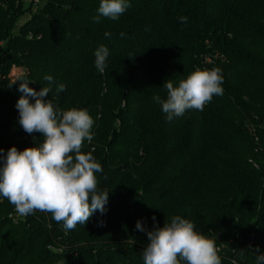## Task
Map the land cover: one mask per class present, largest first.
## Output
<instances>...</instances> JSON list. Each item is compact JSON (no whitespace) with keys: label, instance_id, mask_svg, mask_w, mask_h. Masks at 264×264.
Instances as JSON below:
<instances>
[{"label":"trees","instance_id":"16d2710c","mask_svg":"<svg viewBox=\"0 0 264 264\" xmlns=\"http://www.w3.org/2000/svg\"><path fill=\"white\" fill-rule=\"evenodd\" d=\"M127 2L117 19L97 23L100 0H46L15 30L23 2L0 0V148L43 140L18 123L20 82L9 87L17 67L29 87H51L46 99L59 109L92 116L93 139L81 151L102 165L98 189L109 192L106 212L70 231L50 213L20 216L0 197V264H144L148 237L136 222L152 230L176 215L216 240L222 264H256L254 249L264 253V0ZM101 45L109 50L103 73L94 63ZM216 67L223 94L169 121L153 99H167L164 82L175 87Z\"/></svg>","mask_w":264,"mask_h":264},{"label":"clouds","instance_id":"9594fccd","mask_svg":"<svg viewBox=\"0 0 264 264\" xmlns=\"http://www.w3.org/2000/svg\"><path fill=\"white\" fill-rule=\"evenodd\" d=\"M128 7L127 0H100L99 15L94 21L98 23L101 16L115 20ZM180 20L187 23V17ZM105 36L111 33L105 32ZM120 36L123 38L125 33ZM94 56L97 71L103 73L108 48L99 46ZM44 80L49 85L53 83L51 75H45ZM17 81L22 93L16 103L18 123L29 135L40 133L43 140L23 151L12 146L5 154L0 148V197L6 198L23 217L36 211L50 213L57 223L62 222L65 231L75 229L78 224L85 225L97 211L106 212L109 195L108 191L98 189L96 173L103 172L102 165L91 152L81 151L84 142L93 139L94 120L86 109L61 110L55 106L51 99H46L51 87L36 91L29 87L31 80L25 77L11 81L9 87ZM222 83L220 68H197L180 80L178 86L174 87L170 79L164 82L167 99L158 95L153 99L171 121L188 110L203 111L214 95L223 94ZM63 91L65 85H58L56 92ZM152 219L155 221V217ZM103 225L104 221H99V226ZM135 227L148 237L142 251L144 264H222L216 240L196 231L193 222L179 215L170 223L164 221L163 227L148 230L140 220ZM254 250L256 264H264V253L258 247ZM232 264L237 262L233 260Z\"/></svg>","mask_w":264,"mask_h":264},{"label":"rangeland","instance_id":"374dc122","mask_svg":"<svg viewBox=\"0 0 264 264\" xmlns=\"http://www.w3.org/2000/svg\"><path fill=\"white\" fill-rule=\"evenodd\" d=\"M44 5V3H42L40 5V7L42 8ZM30 5L28 3H25L23 6V9L25 10V13L19 18L18 20V24L15 27V30H17L18 26L21 25L25 20H27L30 16V12L28 11ZM21 74V69L17 68V67H12V69L10 70L9 73V79L10 80H15L19 77V75Z\"/></svg>","mask_w":264,"mask_h":264},{"label":"built area","instance_id":"2783aa9c","mask_svg":"<svg viewBox=\"0 0 264 264\" xmlns=\"http://www.w3.org/2000/svg\"><path fill=\"white\" fill-rule=\"evenodd\" d=\"M46 0H22L23 5L25 3H28L30 5V11H36L42 3H44Z\"/></svg>","mask_w":264,"mask_h":264}]
</instances>
